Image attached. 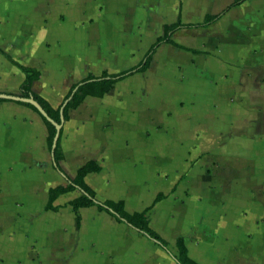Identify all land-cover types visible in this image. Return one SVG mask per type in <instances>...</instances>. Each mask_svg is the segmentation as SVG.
<instances>
[{
	"label": "crops",
	"instance_id": "crops-1",
	"mask_svg": "<svg viewBox=\"0 0 264 264\" xmlns=\"http://www.w3.org/2000/svg\"><path fill=\"white\" fill-rule=\"evenodd\" d=\"M235 1L0 0V93L26 78L10 57L40 71L33 90L54 107L90 74L141 65L166 24L225 11L70 109L58 164L42 116L0 102V264H180V237L198 264H264V0ZM89 161L98 201L148 209L167 246L97 205L76 211L79 188L47 209Z\"/></svg>",
	"mask_w": 264,
	"mask_h": 264
},
{
	"label": "trees",
	"instance_id": "trees-1",
	"mask_svg": "<svg viewBox=\"0 0 264 264\" xmlns=\"http://www.w3.org/2000/svg\"><path fill=\"white\" fill-rule=\"evenodd\" d=\"M243 1L244 0H237L230 7L238 5ZM224 13L225 11L215 15H207L204 21L199 23L184 24L182 23L181 18H179L177 22L166 24L164 26L163 35L159 36L156 42L147 51L145 55V60L141 65L119 73H110L109 71H104L102 75L99 77L90 74L86 79H84L81 82L82 84H76L71 88L69 94L66 97V100L67 99L69 100L65 106H63L64 105L63 103L58 107H54L47 99L37 94L33 90L34 82L38 80L41 75L38 69L22 65L10 57L9 59L19 68H21V70L26 75L25 80L22 82L20 86L22 97H26V98L33 97L36 101H38L41 104L44 110L54 121H56L59 124H62L63 121L69 119V110L72 108H77L87 96L93 95V96L102 97L106 93H108L118 81L136 72L146 71L152 61L153 55L155 54L157 48L162 43H171L176 46H179L171 38L172 34L176 30L183 27L209 26L210 24L216 22ZM8 100L9 99L7 98L0 97V102L8 101ZM16 102L25 105L27 107H30L38 112L37 108L30 103L23 101H16ZM42 119L46 124L48 130V135H47L48 146L50 149H53L54 139L57 134V128L51 121H49L44 116H42ZM61 133L62 130L60 131V136L57 141V145L53 150L54 158L57 164L64 157L63 148L61 145ZM99 170H100V166L95 161H89L78 170L76 177L74 178L67 177L68 181L70 182L68 185L60 184L51 187L49 189V200L46 206L47 209H57V206L54 205V202L60 195L79 188L82 191V194L71 201V204L73 205L76 211H78L79 208L81 207L97 205L100 210L107 211L112 215H114L118 221H125L129 223L131 226L135 227L140 231L145 232L151 238L159 241L163 246H167V242L149 226V220L147 216L148 209L142 212L129 213L125 210V205L123 201H119V202H115L112 200H105L102 202L98 201L96 192L86 183L85 176L90 172H96ZM161 198L162 195H159L154 202H157ZM78 222H80L79 217H78ZM178 247L180 252L179 255L180 264H198L189 258L188 250L185 241L182 237L178 239Z\"/></svg>",
	"mask_w": 264,
	"mask_h": 264
},
{
	"label": "water",
	"instance_id": "water-1",
	"mask_svg": "<svg viewBox=\"0 0 264 264\" xmlns=\"http://www.w3.org/2000/svg\"><path fill=\"white\" fill-rule=\"evenodd\" d=\"M0 97L2 98H7V99H11L13 101H23V102H27V103H30L32 105H34L37 110H38V113L41 115V116H44L45 118H47L49 121H51L57 128V134L55 136V139H54V145H53V150L54 148L56 147L57 145V141L59 139V136H60V131L62 129V124H59L57 123L56 121H54L49 115L48 113L44 110V108L41 106V104L36 101L33 97H22V95H16V94H5V93H0ZM69 99H67L64 103L63 106L66 105V103L68 102ZM54 152V151H53Z\"/></svg>",
	"mask_w": 264,
	"mask_h": 264
},
{
	"label": "rangeland",
	"instance_id": "rangeland-1",
	"mask_svg": "<svg viewBox=\"0 0 264 264\" xmlns=\"http://www.w3.org/2000/svg\"><path fill=\"white\" fill-rule=\"evenodd\" d=\"M177 53H179V52H177ZM180 54V53H179Z\"/></svg>",
	"mask_w": 264,
	"mask_h": 264
}]
</instances>
